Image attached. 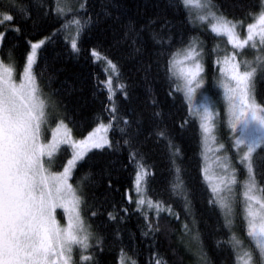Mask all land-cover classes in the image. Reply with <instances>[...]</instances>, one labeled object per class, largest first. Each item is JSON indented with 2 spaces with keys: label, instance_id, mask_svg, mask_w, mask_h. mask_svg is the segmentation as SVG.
Segmentation results:
<instances>
[{
  "label": "snow or ice",
  "instance_id": "1",
  "mask_svg": "<svg viewBox=\"0 0 264 264\" xmlns=\"http://www.w3.org/2000/svg\"><path fill=\"white\" fill-rule=\"evenodd\" d=\"M229 6V0H169L165 7L181 14V30L190 26L197 33H188L187 40L181 35L179 46L174 40L175 25L165 15H158L140 29L131 24L124 26L122 39L142 57L139 71L145 80H159L166 87L168 97L175 99L180 94L189 119H182L179 128L185 129L190 122L197 126L202 161L199 175L206 187V203L213 211L220 210L222 227L227 230V239L219 241L217 247L224 246L231 264H264V100H258V84L264 83V0H259L258 14L249 13L253 20L246 27L243 17H229ZM33 7L42 18L55 19L59 27L52 36L62 32L65 43L76 55L82 51L85 30L90 31L101 16L110 14L106 4H100L96 11V0H49L46 10L43 3L33 5L31 0L27 3L0 0V49L4 48L11 22L31 20ZM32 23L33 27L37 26L35 21ZM11 30L21 33L17 26ZM145 30L151 33L153 44L159 45L155 55L142 41L141 33ZM52 36L28 42L19 83L12 53L7 57L9 63L0 57V264H99L95 252L103 251V240L92 231V224L87 220L103 215L100 211L103 205L97 207L89 201L82 180L75 186L71 181L78 164L87 163L85 156L89 151L99 149L110 155L120 151L122 144L127 146L128 161L135 171V199L126 194L127 204L134 208L114 207L107 212V219L119 224L127 219L126 214L139 213L144 220L140 235L149 250L146 264H169L159 246L161 237L171 238L172 220L181 224V242L185 237L197 241L198 246L188 250L197 257L198 264H212L199 246L198 234L193 231L196 223L193 200L198 193L185 177L181 150L163 123L164 114L157 110L156 100H152L154 108L147 117L148 132L141 129L143 120L125 119L121 109L131 101L132 93L123 82L118 60L102 53L95 45L89 50L91 60L104 73V79L98 77L97 83L106 92L101 103L107 122L98 116L95 129L85 139L75 141L64 120L57 117L59 122L52 140L47 143L42 140L43 126L57 105L41 88L34 67L38 50ZM221 37H226L230 48L220 47L218 38ZM212 68L219 73L214 77L215 87L220 90L213 94L217 96L216 101L207 94L211 88H205ZM221 100L222 112L217 110ZM220 126L228 129L227 142L220 139ZM110 131H118L120 139H112L108 135ZM57 133L61 134L59 139ZM63 143L73 149L71 159L62 165V171L54 172L51 170L54 157ZM161 144L168 158L169 179L164 189L167 200L162 195H149L155 171L147 160ZM209 152L215 154L214 163L219 169L215 182L208 175ZM241 169L246 174L240 195L247 244L236 234L233 207L237 172ZM98 183H104L103 175ZM111 188L108 182L106 191ZM176 203L182 208L183 220L175 209ZM58 208L63 210L64 224L56 218ZM188 217H193L191 223ZM130 239L135 240V235L130 234ZM118 264H139V261L122 248Z\"/></svg>",
  "mask_w": 264,
  "mask_h": 264
},
{
  "label": "trees",
  "instance_id": "2",
  "mask_svg": "<svg viewBox=\"0 0 264 264\" xmlns=\"http://www.w3.org/2000/svg\"><path fill=\"white\" fill-rule=\"evenodd\" d=\"M27 3L28 0H25ZM43 3L45 10L49 0H31L33 5ZM75 2V0H73ZM223 2V0H220ZM109 6V15L101 16L99 23H94L91 30H85L82 36V51L79 55L71 52L70 46L65 43L64 34L57 33L59 27L55 19L42 18L37 12V8L31 10V20H16L11 22L8 33L5 37L4 48L0 49V57L4 58L5 63H9L7 57L9 52L14 58V67L16 76L22 73V63L26 52L29 50L28 42H38L46 36H52L51 40L38 50L37 63L34 67L38 76L41 88L46 94H50L57 107L49 117L48 123L43 126L45 139L48 138L51 131L58 125L57 117L64 120V123L71 130L74 139H81L92 131L98 123V116H102L104 122H107V113L102 112L101 101L105 100L106 92L104 86L97 83V78L104 79V73L100 67L93 63L90 58L89 50L95 45L102 53H107L113 59L121 64L123 82L129 85V91L132 93V99L121 109L125 119L132 121L143 120L141 125L143 132L149 131L147 117L153 111L152 100L157 101V110H162L164 114L163 123L171 130L173 142L179 147L183 157V166L186 169L185 177L190 186L197 189V196L193 200L192 212L195 218L194 233L198 234L199 246L208 254L212 264H231V257L224 246L217 247L219 241L227 239L224 229L223 216L220 210L215 211L206 203V187L202 183L199 175V166L201 165V149L199 144L198 129L194 122H190L185 129L181 130L179 124L182 119H189L186 107L182 104L180 94L176 98L166 96V87L162 86L159 80L149 78L144 79V74L139 71L142 57L136 53L132 47L124 43L122 32L124 26L131 24L133 27L143 28L149 21L158 15L167 16L168 20L175 25L173 28L174 40L179 46L181 35L187 40V34H197L188 26L181 30L180 22L182 16L175 9L167 8L169 0H96V11H99V5ZM228 14L237 19L243 17L245 26L252 22L253 15L258 14L259 0H229ZM119 17V20H117ZM32 21L36 22L33 27ZM12 26L21 29V33L11 30ZM157 27V26H153ZM142 41L146 42L155 55V50L159 45H154L151 41V33L147 30L141 33ZM203 38V37H202ZM221 41L220 47L230 48L226 44L224 37L218 38ZM119 41V43H117ZM138 47L141 45L138 44ZM208 46H212L209 39ZM249 59L251 56L248 57ZM143 59H146L144 57ZM164 75L163 65L160 68L161 78ZM219 73L212 68L207 76L205 88H211L208 94L212 101L217 100L214 93H219L215 87L214 77ZM258 100H264V83L258 84ZM222 100L217 105L218 111H223ZM219 124V120H218ZM108 135L112 139H120L121 134L118 131H110ZM220 139L228 141V129L226 126L219 128ZM122 144V141H121ZM72 151L68 145L59 147L54 157L52 165L53 171H61L62 165L67 163L71 157ZM91 157V159H89ZM85 161L80 162L74 170L72 183L74 186L78 181H83L84 191L87 193L89 201L95 203L97 207L101 204L100 211L103 215L93 217L87 222L92 224V231L102 238L103 251H96L95 257L99 264H118L121 249L124 252L138 259L139 264H146L149 257V250L145 238L140 235L141 227L144 224L143 218L132 211L127 215V219L119 224L107 219V212L113 208L128 206L134 208V205H128L126 194L132 195L135 199L134 177L135 171L132 164L128 161L127 146L121 147L120 151L112 152L93 150L87 153ZM147 163L154 166L155 179L150 184L151 196H163L168 199L164 189L169 179L167 152L163 144L158 146V150L147 160ZM83 165L82 167L80 165ZM238 169L240 168L237 165ZM103 175V184L98 183ZM87 177V179H85ZM238 186L245 179L243 170L237 172ZM258 179H261L258 177ZM108 182L112 188L106 191ZM238 188V187H237ZM176 211L180 212L181 220L184 219V213L179 203L175 204ZM238 206L235 210V231L238 236L245 239L243 216L240 215ZM121 215H125L121 213ZM193 217H188L191 223ZM87 219V218H86ZM181 224L175 220L171 221L169 236L166 240L161 237L159 250L168 260L169 264H198L197 257L192 254L188 248L193 250L197 247V241L191 237H185L183 242L180 240ZM130 234L135 235V240L130 239Z\"/></svg>",
  "mask_w": 264,
  "mask_h": 264
},
{
  "label": "rangeland",
  "instance_id": "3",
  "mask_svg": "<svg viewBox=\"0 0 264 264\" xmlns=\"http://www.w3.org/2000/svg\"><path fill=\"white\" fill-rule=\"evenodd\" d=\"M246 27V26H245ZM243 34V33H242ZM225 39H226V37H224ZM16 80H17V83H19L20 82V76L19 77H17L16 76ZM217 89V91L218 92H220V90L218 89V88H216ZM208 94V93H207ZM209 95V94H208ZM223 103V102H222ZM224 106V105H223ZM58 126V125H57ZM57 126L51 131V133H50V135L48 136V138H46L45 139V135L43 134V129H42V140L45 142V143H47V142H50L51 140H52V138H53V133L55 132V130H56V128H57ZM95 129V128H94ZM93 129V130H94ZM92 130V131H93ZM63 130L61 129V132H62ZM91 132V131H90ZM89 132V133H90ZM88 133V134H89ZM87 134V135H88ZM60 133H57V139H59L60 138ZM87 135L85 136V137H83V138H81V139H74L73 137H72V135H71V138L73 139V140H75V141H80V140H82V139H85L86 137H87ZM63 145H68L67 143H63V144H60L59 145V147H61V146H63ZM69 146V145H68ZM70 147V146H69ZM71 148V147H70ZM93 150H97V149H92L91 151H93ZM71 151L73 152V149L71 148ZM90 152V151H89ZM72 155V154H71ZM47 159V157H45V160ZM69 159H71V157L69 158ZM214 160H215V154L214 153H212V152H209V154H208V161H207V164H208V175H209V179L212 181V182H215V175L216 174H218L219 173V169L216 167V165H215V163H214ZM51 170L53 171V167L51 168ZM63 170V169H62ZM61 170V171H62ZM55 172V171H54ZM245 176H246V174H245ZM245 180V179H244ZM241 184H243V182L241 183ZM238 187V188H237ZM236 189H237V191H236V193L234 194L235 195V197H236V202H235V204L233 205V207L235 208V207H237L238 206V210H239V213H240V215H242L243 216V198H242V196L240 195V193H241V191H242V185L240 186H238V184L236 185ZM56 218H57V220L58 221H60V223L61 224H64V223H66V220H65V218H64V214H63V210L62 209H60V208H58V209H56Z\"/></svg>",
  "mask_w": 264,
  "mask_h": 264
}]
</instances>
